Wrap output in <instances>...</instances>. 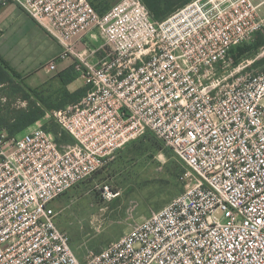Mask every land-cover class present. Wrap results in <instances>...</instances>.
<instances>
[{
  "label": "built area",
  "instance_id": "obj_1",
  "mask_svg": "<svg viewBox=\"0 0 264 264\" xmlns=\"http://www.w3.org/2000/svg\"><path fill=\"white\" fill-rule=\"evenodd\" d=\"M9 2L61 46L45 68L72 58L88 89L12 137L0 128V264H264V68L232 51L264 29V0H189L162 20L141 0ZM147 133L187 188L80 260L51 203Z\"/></svg>",
  "mask_w": 264,
  "mask_h": 264
},
{
  "label": "rangeland",
  "instance_id": "obj_2",
  "mask_svg": "<svg viewBox=\"0 0 264 264\" xmlns=\"http://www.w3.org/2000/svg\"><path fill=\"white\" fill-rule=\"evenodd\" d=\"M89 42L93 46L103 44L100 38ZM84 49L80 48L81 51ZM91 49L93 48H87L86 52ZM232 51L235 53L234 64L252 61L264 68V29ZM96 55L103 56V49ZM70 59L69 66L74 62ZM83 84V79H80L63 87L53 76L46 84L41 85L38 92L46 105L54 106L63 100L64 90L71 92ZM4 86L6 85L0 84V95ZM15 104L25 106L26 103L16 101ZM59 108H46L45 111ZM43 124L50 131L58 130L56 123L50 119H43ZM63 140L70 138L64 136ZM185 171L170 149L147 133L129 143L101 170L53 201L51 206L58 212L56 222L68 234L69 244L75 255L83 260L87 255L98 252L104 245L118 240L152 211L159 210L183 192L188 185ZM105 186H108L112 194L117 195L113 197L105 193Z\"/></svg>",
  "mask_w": 264,
  "mask_h": 264
},
{
  "label": "crops",
  "instance_id": "obj_3",
  "mask_svg": "<svg viewBox=\"0 0 264 264\" xmlns=\"http://www.w3.org/2000/svg\"><path fill=\"white\" fill-rule=\"evenodd\" d=\"M89 1L99 11H104L118 0ZM60 52L59 43L25 10L13 2L0 6V56L29 87L39 89L53 76L58 79L57 72L69 67L71 59L67 58L57 60L54 71L45 68ZM80 79L76 78L67 86Z\"/></svg>",
  "mask_w": 264,
  "mask_h": 264
},
{
  "label": "trees",
  "instance_id": "obj_4",
  "mask_svg": "<svg viewBox=\"0 0 264 264\" xmlns=\"http://www.w3.org/2000/svg\"><path fill=\"white\" fill-rule=\"evenodd\" d=\"M141 1L149 10L153 19L162 20L167 15L175 11L177 8L187 3L189 0ZM95 8L97 7L95 6ZM253 65L257 66V64L255 63ZM56 76L63 87H66L67 84H69L71 81L75 80L78 77L76 72L74 71L73 65L63 69L62 71L57 72ZM0 84L6 85L2 88V96L5 98V100L3 102L0 101V128L5 129L9 137H12L22 132L27 127L32 125L35 121L39 120L44 115V111L46 110V108H59L64 107L67 104L78 102L85 95L88 89L87 85L84 84L83 86L71 92L68 90H64L63 100H61L57 105L54 106L50 104L46 105L44 98H42V96L38 92L39 90L29 87L21 78V76L16 73L2 59L1 56ZM16 101H25L26 104L25 106H17L15 104Z\"/></svg>",
  "mask_w": 264,
  "mask_h": 264
},
{
  "label": "bare ground",
  "instance_id": "obj_5",
  "mask_svg": "<svg viewBox=\"0 0 264 264\" xmlns=\"http://www.w3.org/2000/svg\"><path fill=\"white\" fill-rule=\"evenodd\" d=\"M108 194L110 195V196H116L117 195V193H114V194H112V192L110 191V192H108Z\"/></svg>",
  "mask_w": 264,
  "mask_h": 264
}]
</instances>
